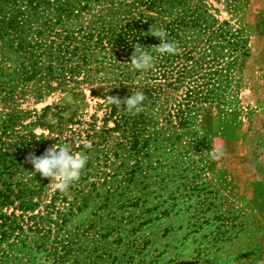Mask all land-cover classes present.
Returning <instances> with one entry per match:
<instances>
[{
    "label": "trees",
    "instance_id": "obj_1",
    "mask_svg": "<svg viewBox=\"0 0 264 264\" xmlns=\"http://www.w3.org/2000/svg\"><path fill=\"white\" fill-rule=\"evenodd\" d=\"M212 10L207 0H0V264H64L56 249L71 237L66 227L77 210L97 201L138 208L140 195L124 190L156 169L152 158L181 159L184 139L207 151L191 137V117L218 100L219 83L248 54L241 29ZM79 82L96 84L89 91L100 92L103 126L89 128L71 151L69 140L46 139L23 123L19 99L31 88ZM75 150L79 173L68 176L66 167L47 194ZM95 175L99 184L88 181Z\"/></svg>",
    "mask_w": 264,
    "mask_h": 264
},
{
    "label": "rangeland",
    "instance_id": "obj_2",
    "mask_svg": "<svg viewBox=\"0 0 264 264\" xmlns=\"http://www.w3.org/2000/svg\"><path fill=\"white\" fill-rule=\"evenodd\" d=\"M207 1L218 21L241 29L248 47L215 90L218 100L204 103L191 117V137L203 139L207 151L184 139L181 159L152 158L156 169L145 168L137 185L124 190L140 195L143 207L97 201L75 210L66 227L71 237H62L64 248L56 249L66 256L64 264H264V0ZM52 85L31 88L19 99L27 112L23 123L33 122L31 130L46 139L69 140L72 151L89 128L103 126L102 98L90 93L94 83ZM105 125L112 126L111 120ZM79 150L69 160L65 156L46 184L47 194L66 167L68 176H77ZM177 160L183 162L173 165ZM92 180L102 181L88 176ZM138 213V219L130 217Z\"/></svg>",
    "mask_w": 264,
    "mask_h": 264
}]
</instances>
